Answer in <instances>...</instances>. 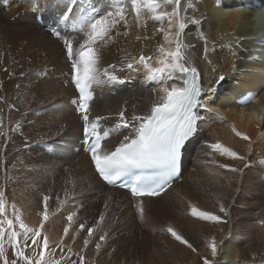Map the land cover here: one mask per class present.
<instances>
[{"label":"bare ground","instance_id":"1","mask_svg":"<svg viewBox=\"0 0 264 264\" xmlns=\"http://www.w3.org/2000/svg\"><path fill=\"white\" fill-rule=\"evenodd\" d=\"M11 1L0 0V5ZM194 2L196 10L188 15L200 24H189L182 39L194 45L187 50L188 59L200 72L203 86H214L215 92L208 96L210 110H200L198 130L182 148L178 178L161 195L143 197L147 222L135 208L138 198L102 183L83 144V121L73 103L78 95L71 82L70 62L62 41L50 30L64 10L62 0H19L0 10V97L4 98L0 116L7 134V140L0 137V185L6 184V196L22 209L25 222L39 227L43 195H51L49 210L55 212L56 197L63 199L65 187L72 188L66 181L74 179V198L44 222L42 232L59 240L68 224L67 215L77 211L79 222H86L85 230L75 243L71 237L78 225L64 237L76 253L83 248L86 228L96 226L103 213L104 222L83 249L85 264H203V257L211 258L206 240L212 236L218 244L223 241L217 264H264V165L254 164L243 174L232 173L217 164L243 168L244 162L213 154L207 147L219 141L243 154L248 141L233 133L235 127L254 142L248 159L264 156V0ZM96 3L101 12L108 7V0ZM128 20L129 35L120 36L104 50L105 66L119 65L126 52L136 57L157 55L156 49L163 43L159 23L148 20L146 26L137 27L130 6ZM201 33L206 42L199 38ZM220 74L226 79L216 86ZM119 75L125 82L97 88L91 104V117H109L102 122L105 127L116 122L122 109L128 118L134 113L142 115L158 99L159 85L144 83L142 67ZM17 122L21 127L13 131ZM125 134L127 131L105 143L115 147ZM212 160L216 163H206ZM6 175L14 179L7 181ZM218 200L227 208V217L219 212ZM188 201L221 215L228 223L213 226L193 217ZM169 225L197 251L192 252L167 231H159ZM105 231L109 233L106 243L99 241ZM98 242L102 244L99 253L95 249ZM60 255L70 254L66 248L63 253L57 248L56 258ZM71 259L78 261L75 255Z\"/></svg>","mask_w":264,"mask_h":264},{"label":"snow or ice","instance_id":"2","mask_svg":"<svg viewBox=\"0 0 264 264\" xmlns=\"http://www.w3.org/2000/svg\"><path fill=\"white\" fill-rule=\"evenodd\" d=\"M62 3L64 10L57 16L50 30L62 41L66 59L70 62L71 82L78 93L73 103L83 121V143L86 151L90 154L95 171L103 181L114 187L126 188L133 197L138 198L135 208L141 220L147 222L143 197L159 196L171 187V181L180 165L182 148L197 132L198 122L202 119L200 110L208 109V96L215 92L214 86L208 88L203 86L200 72L187 56V50L194 45H187L182 39L189 24H200V20L188 15L190 10H196V4L194 0H185L184 3L182 0H108V7L101 12L96 0H62ZM129 6L134 13L137 27L146 26L148 20L159 23L157 31L163 34V43L158 45L155 56H145L141 53L136 57L126 52L119 65L105 66L104 50L114 44L120 36L127 37L130 33ZM121 28L125 30L121 32ZM199 38L206 42L203 33ZM140 39L141 37L137 35L136 40ZM227 47L231 48V45ZM140 67L145 72V84L159 85L157 101L152 103L147 113L142 115L134 113L130 118L126 116V109H122L113 125L102 126V122L109 117L100 115L91 117L95 90L123 84L125 81L119 73L126 69L134 71ZM225 79L226 77L220 74L214 85H220ZM3 99L0 97V101ZM3 124V117L0 116V137L7 140ZM20 127V123L17 122L12 130L18 131ZM124 131H127V134L118 140L115 147H109L105 143ZM232 131L237 137L248 141V147L243 154L219 141L209 143L207 147L213 154L244 162L243 168L227 163H218L217 167L243 174L244 169L254 164L264 165V156H259L256 161L248 159L254 143L250 137L235 127ZM5 179L12 181L14 178L6 175ZM66 184L72 188L65 187L63 199L56 197L55 212H60L75 196L76 181L69 179ZM5 189L6 184L0 185V264H63L65 261L68 264H85L83 249L88 247L99 225L104 222L103 213L96 226L86 228L87 236L83 239V248L73 253L72 247L65 244L64 237L69 235V229L73 225H78L75 235L71 237L75 243L79 232L85 230L86 222H79L77 211L67 215L68 224L63 229V236L53 241L47 233L42 232L44 222L55 214L49 210L51 195H43V210L38 213L43 219L39 227H33L23 219L22 209L17 204L9 202ZM217 204L219 212L227 217L228 210L224 203L218 200ZM107 207L106 201L105 208ZM187 207L190 215L201 221L210 222L213 226L228 223L221 215L201 210L191 201H188ZM153 231L157 229L153 228ZM159 231H167L180 244L192 252L197 251L171 225L160 228ZM108 236L109 233L105 231L99 236V241L106 243ZM222 243L223 241L218 244L215 236L207 238L206 246L210 249L211 258L203 257V264H217L215 258ZM101 247V243L95 244L97 253ZM57 248L61 253L66 248L70 255H60L56 258ZM72 255L77 256L78 261L72 260Z\"/></svg>","mask_w":264,"mask_h":264},{"label":"rangeland","instance_id":"3","mask_svg":"<svg viewBox=\"0 0 264 264\" xmlns=\"http://www.w3.org/2000/svg\"><path fill=\"white\" fill-rule=\"evenodd\" d=\"M17 2H19V0H12L11 1V3L9 2H5V3H3V5L4 6H1L0 5V10H2V9H4V10H6L8 7H10V6H12L13 4H15V3H17ZM44 1H42V2H40V3H43ZM45 3V7H46V11H48L47 10V6H46V2H44ZM5 5H7V6H5ZM50 11V10H49ZM30 25H34V23H30ZM255 47H252L251 49H254ZM222 84H224V83H222ZM221 86V85H220ZM216 88H218V87H216ZM213 95V94H212ZM208 110H210V109H208ZM210 112V111H209Z\"/></svg>","mask_w":264,"mask_h":264},{"label":"water","instance_id":"4","mask_svg":"<svg viewBox=\"0 0 264 264\" xmlns=\"http://www.w3.org/2000/svg\"><path fill=\"white\" fill-rule=\"evenodd\" d=\"M223 83V82H222ZM222 83L220 85H222ZM220 85H216V86H220Z\"/></svg>","mask_w":264,"mask_h":264}]
</instances>
